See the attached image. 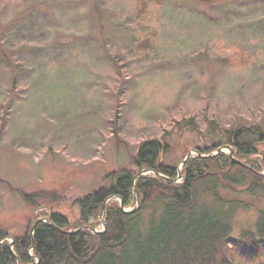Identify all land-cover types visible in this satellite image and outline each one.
I'll use <instances>...</instances> for the list:
<instances>
[{"label":"rangeland","instance_id":"rangeland-1","mask_svg":"<svg viewBox=\"0 0 264 264\" xmlns=\"http://www.w3.org/2000/svg\"><path fill=\"white\" fill-rule=\"evenodd\" d=\"M241 127L264 133V0H0L1 230L77 222L76 201L131 167L144 140H163L182 173L189 153ZM220 195L241 204L232 237L254 230L264 198Z\"/></svg>","mask_w":264,"mask_h":264},{"label":"trees","instance_id":"trees-1","mask_svg":"<svg viewBox=\"0 0 264 264\" xmlns=\"http://www.w3.org/2000/svg\"><path fill=\"white\" fill-rule=\"evenodd\" d=\"M224 140L234 158L211 155L221 144L197 148L178 182L173 181L179 178L177 167L165 162L168 145L155 138L142 141L131 167L111 173L109 186L76 201L77 222L52 214L50 224L40 221L34 232L35 223L22 234L0 229V264H264V212L254 230L234 239L231 220L241 204L220 195L226 186L244 187L264 198V157L239 163L259 153L264 133L241 127L226 132ZM143 171L162 177L138 176ZM136 190L142 204L128 214L121 202L130 207ZM26 199L33 202L31 195ZM102 215L106 230L92 231L103 224Z\"/></svg>","mask_w":264,"mask_h":264},{"label":"water","instance_id":"water-1","mask_svg":"<svg viewBox=\"0 0 264 264\" xmlns=\"http://www.w3.org/2000/svg\"><path fill=\"white\" fill-rule=\"evenodd\" d=\"M224 148H226V149H228V150H230L231 152L233 151L232 150V147L231 146H225V147H223V148H220L217 152L218 153H220V152H222V150L224 149ZM193 154V152H191V153H189V155L186 157V159L182 162V167L187 163V161L193 156L192 155ZM197 154H198V152H197ZM231 157H232V155H230ZM233 158V157H232ZM240 164H242L241 162H239ZM243 165V164H242ZM178 171H179V178L178 179H176V180H173L174 182H178L179 181V179H180V177H181V168H179L178 169ZM149 173H153V174H155L157 177H162L160 174H156L155 172H153V171H143L142 173H140L138 176H141V175H147V174H149ZM136 193H137V199H138V206L135 208V209H133V210H130V211H127L126 209H125V207H124V204H123V202H121V208H122V210L124 211V212H126V213H128V214H131V213H134V212H137L139 209H140V204H141V196H140V194H139V192L136 190ZM113 199H116L115 197L114 198H111V200H113ZM40 221H38L37 223H35L34 224V226H33V228H32V232H34V230H35V228H36V226H37V224L39 223ZM104 227H105V230H106V226H105V224H104ZM104 230V231H105ZM92 231H94V232H99V231H97V230H93L92 229ZM101 232H103V231H101ZM100 232V233H101ZM69 234H71V233H69Z\"/></svg>","mask_w":264,"mask_h":264}]
</instances>
